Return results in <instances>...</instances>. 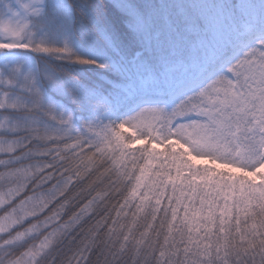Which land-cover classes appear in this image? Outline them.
Masks as SVG:
<instances>
[{"label": "snow or ice", "instance_id": "6c2138e0", "mask_svg": "<svg viewBox=\"0 0 264 264\" xmlns=\"http://www.w3.org/2000/svg\"><path fill=\"white\" fill-rule=\"evenodd\" d=\"M0 264H264V0H0Z\"/></svg>", "mask_w": 264, "mask_h": 264}]
</instances>
